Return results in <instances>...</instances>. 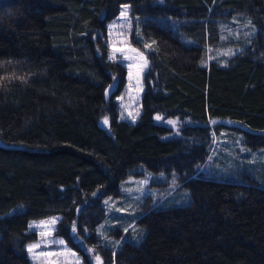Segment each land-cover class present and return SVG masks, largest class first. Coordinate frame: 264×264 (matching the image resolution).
<instances>
[{
    "label": "trees",
    "instance_id": "16d2710c",
    "mask_svg": "<svg viewBox=\"0 0 264 264\" xmlns=\"http://www.w3.org/2000/svg\"><path fill=\"white\" fill-rule=\"evenodd\" d=\"M123 5L148 19L152 43L137 45L149 69L136 124L112 103L126 73L109 59L107 26ZM235 16L256 33L231 38L240 51L223 65L211 55ZM218 121L264 148V0H0V264H33L30 225L54 216L85 264L87 245L101 264H264V186L201 177ZM139 166L176 171L190 201L147 198L106 246L103 199Z\"/></svg>",
    "mask_w": 264,
    "mask_h": 264
},
{
    "label": "rangeland",
    "instance_id": "374dc122",
    "mask_svg": "<svg viewBox=\"0 0 264 264\" xmlns=\"http://www.w3.org/2000/svg\"><path fill=\"white\" fill-rule=\"evenodd\" d=\"M243 22L244 20L237 16L226 24L221 22L222 44L220 49L211 55L212 58L218 57L227 62L231 56L240 51L230 39L237 42L243 36L256 33L255 28ZM146 23H148L147 18L131 16L130 5H123L119 16L107 26L109 59L120 63L126 73L123 90L112 99V103L118 113V121L131 124H136L143 113L141 100L145 92L144 78L149 69V60L146 52L137 45L141 44L146 50L150 49L152 43H149L142 33V26ZM160 119L161 117L158 116L157 120ZM176 123L167 121L166 125L179 129ZM217 123L224 127L220 134H213L211 154L206 165L201 169V177L229 183H251L253 180L264 186V148L252 149L244 145L245 136L239 130L243 129V126L239 123L235 121ZM108 124H110L108 118L101 122L102 127ZM119 193L104 198L102 202L106 209V218L97 227L96 233L106 246L116 241L111 235L112 232L125 225H131L140 209V204L147 198L153 203L161 202L162 206L166 207H183L190 201V191L180 185L176 171L152 173L144 166L133 169L120 184ZM61 219V216H54L31 223L30 232L38 236L37 242L26 246L33 264H85L84 255L80 251L71 248L65 239L56 236ZM134 231L136 235L140 233L138 228ZM144 237L143 234L142 237L133 238L132 241L138 244ZM34 245L37 247H32ZM90 246L87 245L85 251L91 255L92 263L101 264V257L93 255L92 250H89Z\"/></svg>",
    "mask_w": 264,
    "mask_h": 264
},
{
    "label": "water",
    "instance_id": "95a60500",
    "mask_svg": "<svg viewBox=\"0 0 264 264\" xmlns=\"http://www.w3.org/2000/svg\"><path fill=\"white\" fill-rule=\"evenodd\" d=\"M112 93H113V90H108V91L106 92V94H105V102H106V103H109V102H110V95H111ZM109 128H110V126H109V124H108V125H106V126L103 127V130H104V131H108Z\"/></svg>",
    "mask_w": 264,
    "mask_h": 264
},
{
    "label": "snow or ice",
    "instance_id": "6c2138e0",
    "mask_svg": "<svg viewBox=\"0 0 264 264\" xmlns=\"http://www.w3.org/2000/svg\"><path fill=\"white\" fill-rule=\"evenodd\" d=\"M105 123H107V120H105ZM61 243H62V241H61ZM32 247H37V245H34V246H32ZM29 250L31 251V247H30Z\"/></svg>",
    "mask_w": 264,
    "mask_h": 264
},
{
    "label": "crops",
    "instance_id": "0c3cea01",
    "mask_svg": "<svg viewBox=\"0 0 264 264\" xmlns=\"http://www.w3.org/2000/svg\"><path fill=\"white\" fill-rule=\"evenodd\" d=\"M225 63H226V62L222 60V64L225 65ZM236 163H238V162H236Z\"/></svg>",
    "mask_w": 264,
    "mask_h": 264
}]
</instances>
